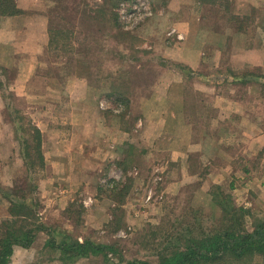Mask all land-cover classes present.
<instances>
[{"label":"rangeland","instance_id":"rangeland-1","mask_svg":"<svg viewBox=\"0 0 264 264\" xmlns=\"http://www.w3.org/2000/svg\"><path fill=\"white\" fill-rule=\"evenodd\" d=\"M44 1L48 5L50 47L38 58L36 77L29 86L42 96L31 103L16 95L10 84L16 69L0 66V92L5 99L3 121L7 125L1 133L8 140L6 145H1L0 154L6 153L12 143L18 162L26 153L25 140L34 146L28 139L30 127L34 126L30 111L33 106L55 105L58 111L53 122H67L72 107L81 105L89 110L85 121L91 124L98 125L97 111L104 115L99 122L105 128L94 131L96 138L109 140L113 136L115 139L118 129L130 134L128 141L118 145V150L114 147L117 157L113 161L99 156L89 160L91 167L86 170H91L92 178L88 186L79 187L80 193L66 207L62 217L57 218V223L56 217H48L54 224L50 231L68 234L69 239L90 240L111 251L73 264H126L135 260L154 264L173 246H183L187 238L209 234L219 227L220 211L215 215L205 214L192 206L191 201L210 165L202 163L198 153L190 152L185 158L178 154L181 156L190 149L189 145L203 134L201 127L208 124L212 116L209 105L204 103L210 91L232 92L234 89L226 81L228 76L247 74L264 78V69H231L225 56L221 58L224 66L214 71L207 68L209 56L204 54L202 65L191 70L164 57L163 47L153 46L145 37L136 35L159 6L150 0H145L149 3V15L140 12L126 20L121 19V5L130 11L136 0ZM157 11L160 10L157 8ZM192 47L184 48L186 57L194 56ZM56 60H60L59 63ZM164 70L172 71L177 82L171 90L172 100L162 103L156 98L155 83ZM79 77L83 87L78 84ZM253 86L249 90L259 91ZM80 91L85 96L80 101L72 100L73 94ZM37 100H41L40 104ZM162 105V115L152 111L158 112ZM206 133L210 134L209 130ZM97 147L98 153L102 152L103 148ZM33 152L30 148L31 158ZM2 163L7 162L0 160V165ZM11 165L15 170L12 173L17 176L12 183H17L10 188L1 187L2 194L13 193L18 202L29 205L34 213L30 228L40 226L47 210L41 203L37 184L46 175L45 168L35 165L21 175L18 167ZM23 178L28 181L29 190L22 187ZM215 194L221 207L234 205L228 191L217 189ZM88 198L96 202L85 210L83 201ZM1 202L0 197V206ZM97 205V210L89 211ZM249 212L245 217L246 231H251L256 221H264L260 211L249 209ZM60 259L59 251L48 248L41 256L32 257L30 264H61ZM246 264H264V259L254 256Z\"/></svg>","mask_w":264,"mask_h":264},{"label":"crops","instance_id":"crops-1","mask_svg":"<svg viewBox=\"0 0 264 264\" xmlns=\"http://www.w3.org/2000/svg\"><path fill=\"white\" fill-rule=\"evenodd\" d=\"M150 2L159 5L157 8L160 11L156 8V12L136 31V35L143 39L145 37L153 46L163 47L164 57L182 63L191 70L202 65L201 57L204 54L209 56L206 65L210 70L221 69L224 66L221 58L225 56L226 64L231 69H264V0ZM15 5L18 14L0 17V66L16 69L10 81L15 88L13 91L33 103L36 97L40 99L42 95L34 93L29 86L36 77L38 58L50 47L49 17L46 12L48 5L44 0H15ZM186 46H193L191 50L194 56L186 57L183 52ZM217 55L218 58H215ZM59 61L56 60V63ZM251 77L252 80L249 79ZM79 79L78 84L83 87V81ZM226 81L234 90L222 94L212 90L205 96L207 100L204 103L209 105L212 116L208 124L201 127L203 134L198 141L189 145L191 148L186 149L181 156L178 154V157L185 158L188 153L195 152L202 163L210 165L200 187L192 195V206L195 208L208 215L217 214L220 209L215 191L219 188L228 191L236 207L248 211L254 209L264 214V78L260 75L237 74L228 76ZM176 82L173 72L164 70L155 83L158 88L156 98H160L162 103L164 100H172L171 90ZM252 85L259 91L254 93L249 90ZM241 87L244 89L240 93L238 91ZM84 96L83 91H80L74 93L71 99L80 101ZM4 101L0 92V147L8 141L1 133L7 126L3 121ZM37 102L40 104L41 100ZM55 108V105L30 108L34 126L41 133L39 153L46 171V175L37 184L41 203L47 210L44 222H41L44 230L35 233L29 247L13 246L8 264H30L32 257L41 256L43 250L49 248L47 243L50 239L57 245L69 238L68 234L59 235L54 230L50 231V226L54 224L48 217H56V220L62 217L66 207L80 193L79 187L88 186L92 177L91 170L86 169L91 167L92 157L113 161L117 157L118 145L130 137L127 131L118 129L115 139L113 136L109 140L96 138L94 131L99 132L101 127L105 128L99 122L104 119V115L97 111L98 125L91 124L85 121L89 110L81 105L72 107L67 122H53L58 111ZM163 108L162 105L158 112L154 109L152 111L162 115ZM208 130L210 134L206 133ZM11 145L6 153L1 150L3 154H0V160L7 163L0 165V188H10L11 184L17 183H12V179L15 180L17 176L15 172L12 173L15 170L11 164L18 167L21 175L27 173L25 159L20 157L19 164L17 154L13 151L14 146ZM98 145L103 148L102 152L98 153ZM9 159L10 162L7 161ZM22 183L24 189H30L26 179L23 178ZM11 198L18 201L15 197ZM2 200L0 218L5 220L9 216L8 203ZM94 202L96 200L92 198L84 200L85 210ZM97 208L98 205L89 211ZM71 240L84 242L82 239ZM87 259L80 257L75 263Z\"/></svg>","mask_w":264,"mask_h":264},{"label":"trees","instance_id":"trees-1","mask_svg":"<svg viewBox=\"0 0 264 264\" xmlns=\"http://www.w3.org/2000/svg\"><path fill=\"white\" fill-rule=\"evenodd\" d=\"M15 0H0V17L18 14ZM28 139L34 143L30 146L25 140L24 161L28 170L36 165L43 168V158L39 153L41 133L33 125L29 130ZM30 148L34 149L32 158ZM35 159L33 160V158ZM219 189V188H218ZM217 195V194H216ZM0 196L8 203V219L0 222V264H8L12 255L13 246L29 247L34 240L35 233L43 231L42 225L30 228L33 225L30 218L34 216L30 206L23 202L13 201V193ZM16 198V197H15ZM23 200V199H22ZM220 209L221 219L219 227L209 234H202L197 238H187L183 246H173L167 254L160 257L154 264H246L248 259L261 256L264 259V221H256L251 231H246L245 217L249 211L235 205ZM34 221V218L32 219ZM50 249L61 253L63 264L75 263L77 259L98 257L111 252L107 246L98 245L90 241L78 243L66 239L55 244L53 239L47 243ZM126 264H152L143 261H132Z\"/></svg>","mask_w":264,"mask_h":264},{"label":"built area","instance_id":"built-area-1","mask_svg":"<svg viewBox=\"0 0 264 264\" xmlns=\"http://www.w3.org/2000/svg\"><path fill=\"white\" fill-rule=\"evenodd\" d=\"M134 4L132 5V9L130 11H126L125 5H121V19L122 20H126L129 18H133L136 15H138V13H143V14H150L149 12V3L145 0H136L135 2H133ZM140 13V14H141Z\"/></svg>","mask_w":264,"mask_h":264}]
</instances>
